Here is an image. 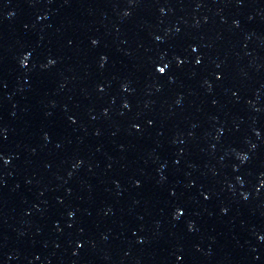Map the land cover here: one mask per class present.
I'll list each match as a JSON object with an SVG mask.
<instances>
[{
  "label": "snow or ice",
  "instance_id": "6c2138e0",
  "mask_svg": "<svg viewBox=\"0 0 264 264\" xmlns=\"http://www.w3.org/2000/svg\"><path fill=\"white\" fill-rule=\"evenodd\" d=\"M161 71H163V69H161Z\"/></svg>",
  "mask_w": 264,
  "mask_h": 264
}]
</instances>
